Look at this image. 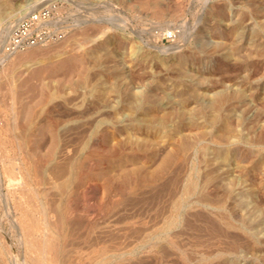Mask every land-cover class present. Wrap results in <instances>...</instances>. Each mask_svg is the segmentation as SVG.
<instances>
[{
    "label": "rangeland",
    "instance_id": "374dc122",
    "mask_svg": "<svg viewBox=\"0 0 264 264\" xmlns=\"http://www.w3.org/2000/svg\"><path fill=\"white\" fill-rule=\"evenodd\" d=\"M0 264H264V0H0Z\"/></svg>",
    "mask_w": 264,
    "mask_h": 264
},
{
    "label": "built area",
    "instance_id": "2783aa9c",
    "mask_svg": "<svg viewBox=\"0 0 264 264\" xmlns=\"http://www.w3.org/2000/svg\"><path fill=\"white\" fill-rule=\"evenodd\" d=\"M63 30L56 24L54 14L47 6L23 13L12 25L2 45L4 54H12L35 46L58 41Z\"/></svg>",
    "mask_w": 264,
    "mask_h": 264
},
{
    "label": "bare ground",
    "instance_id": "6f19581e",
    "mask_svg": "<svg viewBox=\"0 0 264 264\" xmlns=\"http://www.w3.org/2000/svg\"><path fill=\"white\" fill-rule=\"evenodd\" d=\"M28 10H29V9H28ZM17 13H20V12L17 10ZM22 13H23V12H22ZM22 13H21V14H22ZM14 15H16V14H14ZM15 22H16V21H15ZM7 25H8V26H6V29H8L7 31H9V29L11 28L12 22H11V24H7ZM217 167H218V168H221V166H220L219 164L217 165ZM223 170H224V169H223ZM237 201L242 202V203L245 204V206H246V203H244V202H245V199H242V198H241L240 200H237ZM237 201H236V202H237Z\"/></svg>",
    "mask_w": 264,
    "mask_h": 264
}]
</instances>
